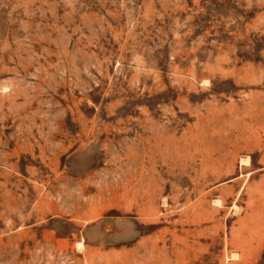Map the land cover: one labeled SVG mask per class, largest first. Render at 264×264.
I'll list each match as a JSON object with an SVG mask.
<instances>
[{
	"label": "rangeland",
	"instance_id": "rangeland-1",
	"mask_svg": "<svg viewBox=\"0 0 264 264\" xmlns=\"http://www.w3.org/2000/svg\"><path fill=\"white\" fill-rule=\"evenodd\" d=\"M0 264H264V0H0Z\"/></svg>",
	"mask_w": 264,
	"mask_h": 264
},
{
	"label": "bare ground",
	"instance_id": "bare-ground-1",
	"mask_svg": "<svg viewBox=\"0 0 264 264\" xmlns=\"http://www.w3.org/2000/svg\"><path fill=\"white\" fill-rule=\"evenodd\" d=\"M147 153V152H146ZM145 168V167H144ZM145 172H146V170H145ZM139 178H138V182L139 183H137V185L136 186H133L132 185V183L131 182H129V185L131 186V187H136L137 188V190L139 191V189H140V187L142 186V184L144 183V184H146L147 185V187H149V189H150V191H152V193H150L151 194V196H155V194H156V191H155V188H154V182L153 181H151L150 179L148 180V178L149 177H146L144 174H143V172H140L139 174ZM130 177H133V175L131 174V176ZM136 177V176H135ZM131 179V178H130ZM152 179V178H151ZM134 180V179H133ZM102 189V188H101ZM100 189V190H101ZM106 191V190H105ZM137 191V193H139ZM101 192V191H100ZM99 192V193H100ZM98 193V194H99ZM100 194H102V193H100ZM103 195V194H102ZM104 196V195H103ZM102 197V196H101ZM79 244H81V242L79 243ZM83 246H84V244H83Z\"/></svg>",
	"mask_w": 264,
	"mask_h": 264
}]
</instances>
